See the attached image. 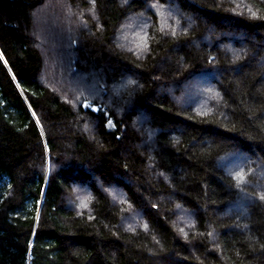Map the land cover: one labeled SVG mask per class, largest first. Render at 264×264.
Returning a JSON list of instances; mask_svg holds the SVG:
<instances>
[{
    "label": "trees",
    "instance_id": "1",
    "mask_svg": "<svg viewBox=\"0 0 264 264\" xmlns=\"http://www.w3.org/2000/svg\"><path fill=\"white\" fill-rule=\"evenodd\" d=\"M0 264H264V0H0Z\"/></svg>",
    "mask_w": 264,
    "mask_h": 264
},
{
    "label": "water",
    "instance_id": "2",
    "mask_svg": "<svg viewBox=\"0 0 264 264\" xmlns=\"http://www.w3.org/2000/svg\"><path fill=\"white\" fill-rule=\"evenodd\" d=\"M89 107H90V109L93 110V111H96V110H97V106H96V105H91V106H89Z\"/></svg>",
    "mask_w": 264,
    "mask_h": 264
},
{
    "label": "rangeland",
    "instance_id": "3",
    "mask_svg": "<svg viewBox=\"0 0 264 264\" xmlns=\"http://www.w3.org/2000/svg\"><path fill=\"white\" fill-rule=\"evenodd\" d=\"M108 125L110 126V125H111V123L109 122V123H108Z\"/></svg>",
    "mask_w": 264,
    "mask_h": 264
}]
</instances>
